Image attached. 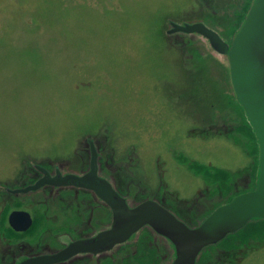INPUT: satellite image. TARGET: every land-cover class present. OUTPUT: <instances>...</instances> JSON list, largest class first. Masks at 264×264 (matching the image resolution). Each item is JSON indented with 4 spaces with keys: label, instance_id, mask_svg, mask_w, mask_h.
I'll return each instance as SVG.
<instances>
[{
    "label": "rangeland",
    "instance_id": "obj_1",
    "mask_svg": "<svg viewBox=\"0 0 264 264\" xmlns=\"http://www.w3.org/2000/svg\"><path fill=\"white\" fill-rule=\"evenodd\" d=\"M246 1L0 0V250L10 245L19 262L30 250L58 248L45 234L58 204H43L42 189L12 198L8 188L37 164L82 158L87 166L89 141L129 207L155 201L189 228L252 190L255 138L226 58L197 34H167L172 22L202 23L230 44L226 18ZM19 209L34 219L22 237L7 223ZM241 236L231 250L227 241L204 249L196 264H264V234ZM115 250L89 264H171L175 256L149 228Z\"/></svg>",
    "mask_w": 264,
    "mask_h": 264
},
{
    "label": "water",
    "instance_id": "obj_2",
    "mask_svg": "<svg viewBox=\"0 0 264 264\" xmlns=\"http://www.w3.org/2000/svg\"><path fill=\"white\" fill-rule=\"evenodd\" d=\"M170 25L169 36L197 34L216 54L226 58L235 101L243 110L258 149L255 188L216 208L198 227L189 228L155 201L146 200L129 207L108 181L97 178L98 153L93 142L89 141L91 171L81 177L70 175L64 180L97 193L111 210L109 229L88 241L73 242L58 254L34 256L21 260L19 264H59L80 253L105 254L116 245L125 244L144 228L151 229L173 246L175 256L171 264H196L205 248L217 245L250 221H264V0L252 1L230 44L202 23L180 25L172 22ZM44 184L45 181L40 180L34 186L8 191L12 194L29 193ZM8 223L15 232H26L32 226L29 214L20 211L12 212Z\"/></svg>",
    "mask_w": 264,
    "mask_h": 264
},
{
    "label": "flooded vegetation",
    "instance_id": "obj_3",
    "mask_svg": "<svg viewBox=\"0 0 264 264\" xmlns=\"http://www.w3.org/2000/svg\"><path fill=\"white\" fill-rule=\"evenodd\" d=\"M97 163L95 165L97 178L106 180L103 175V166H102V158L100 155V149L97 146ZM91 155V154H90ZM89 161L82 159L80 160V165H78V161L72 163L69 160L59 161L58 163H52V167L47 169L45 164H37L33 166L34 172L23 173L19 176L8 188L10 191L22 190L27 187H31L36 185L40 180H44V186L37 189L41 190L42 193L39 195V200L43 204H47L53 198V203L58 204L55 211V218L53 221L48 222L45 229V234H47V239L53 238L58 245V248H44L41 251H36L35 253H31L32 251H28L26 253H22L26 255L24 258H31L34 256H48L52 254H58L59 252H63L68 248V246L73 242L78 241H88L94 238L98 233L109 229L112 221V213L108 205L99 197L95 191H91L86 189L83 186L78 185L75 182L70 180H64L67 176L75 175V176H84L91 171L92 165ZM57 167H56V165ZM79 166V167H78ZM78 167V169H77ZM32 171V170H31ZM79 172L80 174H77ZM20 175V174H19ZM28 176L27 183H22L20 185L18 180H21ZM97 184H100L98 182ZM33 190L31 193L37 191ZM99 190V189H98ZM118 196L122 197L119 193L120 191L114 189ZM100 191V190H99ZM12 198L14 196H25L27 193L22 194H10ZM9 195V196H10ZM123 198V197H122ZM37 200V199H36ZM55 205V206H56ZM25 212L29 214L32 222L31 228L26 232H15L8 223L9 215L12 212ZM7 218L8 227L10 230L15 233L16 237L26 236L27 233L30 232L34 225L33 216L24 209L13 210L9 213ZM51 234V235H50ZM124 244H118L113 249H116L115 252L120 253L122 251ZM0 250V255L3 256L0 259V264H19L18 256L13 254V249L10 245H5ZM9 254V256H8ZM107 254V253H105ZM104 253L93 255V253H80L71 259L59 263V264H89L90 260L94 256H102L103 258H113L114 255L108 256ZM8 256V257H4ZM107 256V257H106Z\"/></svg>",
    "mask_w": 264,
    "mask_h": 264
},
{
    "label": "trees",
    "instance_id": "obj_4",
    "mask_svg": "<svg viewBox=\"0 0 264 264\" xmlns=\"http://www.w3.org/2000/svg\"><path fill=\"white\" fill-rule=\"evenodd\" d=\"M253 1V0H252ZM251 0L249 1H246V2H243V4L241 5V7H239V10L235 11V13L232 14V16H229L228 20V23L229 25L231 26L230 27V31H229V34L232 36V38L234 37L235 33L237 32V30L240 28V26L242 25L247 13H248V10L251 6ZM225 38H229V36H226ZM231 38V39H232ZM229 40V39H228ZM238 104V103H237ZM241 108V107H240ZM242 110V108H241ZM243 111V110H242ZM248 123V122H247ZM249 125V124H248ZM250 126L246 127L247 131L249 132H252L251 130V127L249 128ZM253 133V132H252ZM254 135V134H253ZM255 137H253L254 139ZM253 149H254V152L257 154V168H258V149H257V145H256V141L255 143L252 145ZM256 158V157H255ZM183 162H188L185 158L182 159ZM256 166V162L254 164V167ZM199 169L201 170L200 172L211 177V172H209V169L206 168V167H203V166H199ZM198 169V170H199ZM217 172H220V178H223L224 177V173L223 171H218L216 170ZM256 179H257V176H256ZM253 183V185H252ZM251 189L253 190L255 188V185L254 184V180L252 179L251 181ZM241 194V193H239ZM237 196H238V193H237ZM236 197V196H235ZM231 200L229 199L227 203H229ZM226 204V203H225ZM242 235V236H245L244 239H246V237L250 236L252 238H259L262 234H264V221L263 220H255V221H250L248 222L244 228H242L241 230L237 231L236 233L234 234H231V235H228L224 240H222L220 243L222 242H229V249H233L235 246H234V243H237L241 240V238H238V235ZM241 236V237H242ZM220 243H218L217 245H219ZM239 244V243H237ZM216 246V245H215ZM211 247H214V246H209L207 248H205V251ZM204 253V252H203ZM150 254H153V251H151Z\"/></svg>",
    "mask_w": 264,
    "mask_h": 264
}]
</instances>
